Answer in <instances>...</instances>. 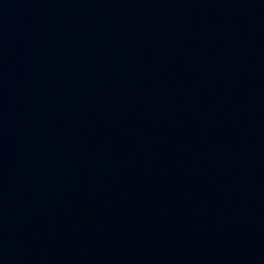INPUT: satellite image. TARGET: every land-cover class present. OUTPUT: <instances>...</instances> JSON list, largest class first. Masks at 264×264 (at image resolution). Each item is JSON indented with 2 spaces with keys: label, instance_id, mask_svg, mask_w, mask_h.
Masks as SVG:
<instances>
[{
  "label": "water",
  "instance_id": "water-1",
  "mask_svg": "<svg viewBox=\"0 0 264 264\" xmlns=\"http://www.w3.org/2000/svg\"><path fill=\"white\" fill-rule=\"evenodd\" d=\"M0 264H264V0H0Z\"/></svg>",
  "mask_w": 264,
  "mask_h": 264
}]
</instances>
